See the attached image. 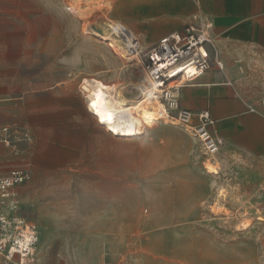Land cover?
Here are the masks:
<instances>
[{
	"label": "rangeland",
	"instance_id": "obj_1",
	"mask_svg": "<svg viewBox=\"0 0 264 264\" xmlns=\"http://www.w3.org/2000/svg\"><path fill=\"white\" fill-rule=\"evenodd\" d=\"M119 1L0 0V137L9 126L17 145L0 141V156L6 171H31L15 191L39 229L33 264H264V193L246 200L232 160L205 161L190 134L160 120L159 104L140 136H114L98 120L85 78L110 90L148 84L138 61L93 32L122 21ZM249 53L250 64L235 62L240 90L264 73Z\"/></svg>",
	"mask_w": 264,
	"mask_h": 264
},
{
	"label": "crops",
	"instance_id": "obj_2",
	"mask_svg": "<svg viewBox=\"0 0 264 264\" xmlns=\"http://www.w3.org/2000/svg\"><path fill=\"white\" fill-rule=\"evenodd\" d=\"M126 2V7L116 8L117 13L147 48L200 17L213 20V35L225 68L214 67L185 84L180 104L193 111H210L215 119L211 131L225 140L222 153L240 170L246 200L252 201L249 193L253 190L264 193V73L261 77L257 72L250 74L240 90L244 71L235 65L241 57L250 64L252 50L264 65V0Z\"/></svg>",
	"mask_w": 264,
	"mask_h": 264
},
{
	"label": "built area",
	"instance_id": "obj_3",
	"mask_svg": "<svg viewBox=\"0 0 264 264\" xmlns=\"http://www.w3.org/2000/svg\"><path fill=\"white\" fill-rule=\"evenodd\" d=\"M214 22L198 18L183 30L163 36L155 45L144 48L139 38L127 27L116 26L133 61L141 64L147 86L152 95L163 101V113L169 122L190 134L208 159L219 156L225 140L212 133L215 119L210 111H193L181 107V88L214 67L225 68L213 35ZM0 141L7 147L17 148L14 131L9 126L1 130ZM0 156V257L7 262L33 264L39 240L37 225L20 213L15 188L31 179V171L24 165L4 170Z\"/></svg>",
	"mask_w": 264,
	"mask_h": 264
},
{
	"label": "bare ground",
	"instance_id": "obj_4",
	"mask_svg": "<svg viewBox=\"0 0 264 264\" xmlns=\"http://www.w3.org/2000/svg\"><path fill=\"white\" fill-rule=\"evenodd\" d=\"M126 1L120 0L116 6L124 8L127 4ZM120 24L128 27L122 21H109L104 23L101 28H94L93 32L100 37L111 40L117 53L129 58L133 57L127 52L124 41L116 32V26H120ZM81 88L87 94L93 108L96 110L100 123L114 136L134 137L143 135L147 128L143 114L145 116L157 104H159L158 113L160 120L171 123L163 113V101L158 97L155 98L152 95V90L146 84L110 90L100 80L85 78ZM135 96L137 97L133 98ZM150 100L152 103H149ZM146 103H149L148 106L142 108Z\"/></svg>",
	"mask_w": 264,
	"mask_h": 264
}]
</instances>
